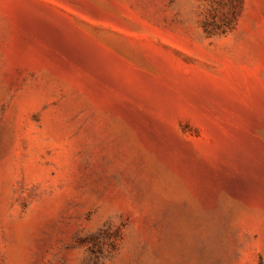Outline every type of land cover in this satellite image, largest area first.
Here are the masks:
<instances>
[{
    "label": "rangeland",
    "instance_id": "1",
    "mask_svg": "<svg viewBox=\"0 0 264 264\" xmlns=\"http://www.w3.org/2000/svg\"><path fill=\"white\" fill-rule=\"evenodd\" d=\"M0 264H264V0H0Z\"/></svg>",
    "mask_w": 264,
    "mask_h": 264
}]
</instances>
